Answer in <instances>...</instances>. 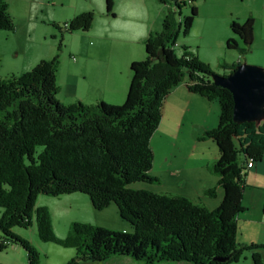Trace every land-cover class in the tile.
I'll return each instance as SVG.
<instances>
[{"label": "trees", "instance_id": "obj_1", "mask_svg": "<svg viewBox=\"0 0 264 264\" xmlns=\"http://www.w3.org/2000/svg\"><path fill=\"white\" fill-rule=\"evenodd\" d=\"M114 5L115 0H105L106 15L115 16ZM175 5L167 10L161 30L145 39V59L132 62L127 98L120 105L76 101L65 106L58 101L57 56L20 76L0 79V250L20 245L28 264H39L38 252L13 232L31 226L33 219L42 241L74 248L76 256L66 264L106 261L115 255L146 264H232L240 253L256 247L237 244L236 223L244 212L246 163H260L264 157V119L236 123L233 96L215 84L213 70L187 50L177 55L174 44L181 28L188 35L198 8L193 6L182 18V6ZM13 19L6 0H0V30L15 31ZM92 21V12L80 13L65 22L66 33L87 32ZM253 26L249 16L242 23L232 20L230 29L243 47L229 38L227 48L249 52ZM240 65L223 67L230 74ZM183 82L190 92L216 100L220 108L217 127L204 133L219 152L211 171L218 176L223 197L213 210L182 196L133 187L159 182L151 176L155 160L151 139L161 124L165 99ZM39 146L43 149L36 156ZM216 192L209 188L204 194L213 198ZM71 193L88 195L95 210L115 203L121 219L134 231L74 221L60 239L54 234L49 209L36 202L40 194Z\"/></svg>", "mask_w": 264, "mask_h": 264}, {"label": "rangeland", "instance_id": "obj_2", "mask_svg": "<svg viewBox=\"0 0 264 264\" xmlns=\"http://www.w3.org/2000/svg\"><path fill=\"white\" fill-rule=\"evenodd\" d=\"M6 2L9 14L14 18L16 29L12 32L0 30V79H7L10 75L20 76L32 70L42 61L51 60L57 56L59 66L56 83L59 92L56 99L65 106L71 104L74 92L77 91L83 95L89 92V80L80 73V67L84 64L81 51L85 50L91 41H96L95 34L97 32L108 31L109 42L120 44L124 42L125 33L128 30L132 32V29L140 24L139 20L142 16L147 17V14L152 18L160 17L161 22L155 29L159 32L167 12L158 0H117L113 7L116 20L112 22L111 19H103L101 16L105 0H6ZM193 6L198 8V15L195 17L188 35H184L181 28L177 43L182 45L175 48L177 55L183 54L187 50L189 54L208 65L219 76L229 75V69L224 68V64L244 63L264 71V0H195L180 9V16L183 18L189 15ZM85 12H92L94 15L88 37L81 33L72 35L66 33L65 22L68 23L78 14ZM248 16L254 19V42H252L249 52L242 54L238 50L227 48L226 41L233 38L239 46L243 47L242 40L233 34L230 24L232 20L242 23ZM72 57H75L77 62H74ZM88 65L91 67V60ZM169 98L170 95L167 96L164 103L163 129L156 130L157 133L155 131L154 142H157L159 148L165 142L164 139L168 134L165 127L168 125L170 113ZM42 149L41 146L37 147L36 156ZM158 158L160 160V156ZM160 166L158 163L156 164L152 170L153 175L158 172ZM135 184L137 186L152 185L155 190L160 188V185L156 183ZM258 193L261 192L258 191ZM36 205L49 209L54 234L60 239L67 236L71 223L74 221L104 227L108 230L119 231L122 227H126L125 232L132 233L134 231V227L129 222L121 219L115 203L103 210H95L91 205L90 197L86 194L71 193L57 197L40 194ZM254 206L245 210L246 207L243 205L244 212L240 213L236 223V242L256 247L240 253L237 261L232 264H264V221L255 216ZM263 209L264 201L260 216ZM2 212L3 209L0 208V216ZM120 231L122 232V230ZM13 232L28 240L38 252L39 264H66L76 256V251L72 247L67 248L54 242L42 241L38 237L34 219L31 226L15 228ZM1 238L2 234L0 233V242ZM28 262L27 252L20 245L13 243L0 250V264H28ZM80 264L146 263L136 261L129 256L115 255L106 261H84ZM158 264L187 263L161 262Z\"/></svg>", "mask_w": 264, "mask_h": 264}, {"label": "crops", "instance_id": "obj_3", "mask_svg": "<svg viewBox=\"0 0 264 264\" xmlns=\"http://www.w3.org/2000/svg\"><path fill=\"white\" fill-rule=\"evenodd\" d=\"M163 6L164 10L170 8V6ZM105 7L101 16L103 19H111L114 22L116 14L114 13V17L106 15ZM139 21L140 24L138 23L139 25H136L132 32L128 30L125 33L124 42L111 44L108 40L109 33L104 30L97 32L96 41H91L88 47L81 51L84 64L81 65L82 67L79 66L80 73L89 80V92L84 95L77 91L74 92L71 104L76 101L83 104H97L103 101L110 105H120L125 101L131 80L129 68L132 62L145 59L144 41L151 32L158 28L161 19L159 16L152 18L147 14V17L142 16ZM77 33L88 37L89 31H78L72 34ZM181 45L179 43V46ZM90 60L92 61L91 67L88 65ZM73 61L77 62L76 59ZM169 95L170 113L168 125L165 127L168 131L165 142L160 148L157 147V142H154L157 131L163 129L164 107L159 130L151 139L155 157L152 170L157 163L161 165L156 174L153 175L151 170V176L159 180L156 184L160 185V188L155 190L152 185L137 186L136 184L133 187L157 194L182 196L213 210L220 205L223 197V190L218 186V176L211 171V166L217 161L219 152L212 139L204 138V133L217 127L218 116H220L219 105L216 100H208L199 94L190 92L186 87V82L174 88ZM172 95L173 98H171ZM209 188L217 190L213 198L204 194ZM263 194L264 157L260 163H252L246 168L242 198L245 210L255 205V216L262 221H264V213L262 210L260 216V212L263 208ZM120 230L126 231L127 228L122 227Z\"/></svg>", "mask_w": 264, "mask_h": 264}, {"label": "water", "instance_id": "obj_4", "mask_svg": "<svg viewBox=\"0 0 264 264\" xmlns=\"http://www.w3.org/2000/svg\"><path fill=\"white\" fill-rule=\"evenodd\" d=\"M213 80L231 92L236 123H259L264 119V71L242 63L227 76L214 74Z\"/></svg>", "mask_w": 264, "mask_h": 264}, {"label": "built area", "instance_id": "obj_5", "mask_svg": "<svg viewBox=\"0 0 264 264\" xmlns=\"http://www.w3.org/2000/svg\"><path fill=\"white\" fill-rule=\"evenodd\" d=\"M167 1L171 2L170 7H173V8H175V6H176L175 4L183 7V6H186L187 4L189 5L192 3V0H167ZM64 27L67 29L68 24L65 23ZM177 47H179V43L176 42L174 44V48H177ZM72 58L75 60V57H72ZM252 163H254V162L249 161L248 163H246V168H248Z\"/></svg>", "mask_w": 264, "mask_h": 264}]
</instances>
